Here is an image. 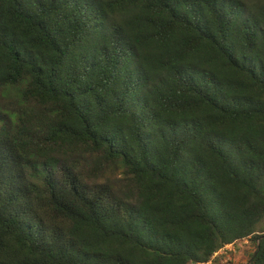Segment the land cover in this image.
Listing matches in <instances>:
<instances>
[{
    "label": "trees",
    "instance_id": "obj_1",
    "mask_svg": "<svg viewBox=\"0 0 264 264\" xmlns=\"http://www.w3.org/2000/svg\"><path fill=\"white\" fill-rule=\"evenodd\" d=\"M0 264H264V0H0Z\"/></svg>",
    "mask_w": 264,
    "mask_h": 264
},
{
    "label": "rangeland",
    "instance_id": "obj_2",
    "mask_svg": "<svg viewBox=\"0 0 264 264\" xmlns=\"http://www.w3.org/2000/svg\"><path fill=\"white\" fill-rule=\"evenodd\" d=\"M0 101L3 102L2 99H0ZM257 234L264 235V223L262 227L258 229ZM254 250L255 246L252 242L248 240L238 242L235 246V253L231 254V259L228 261V264H248Z\"/></svg>",
    "mask_w": 264,
    "mask_h": 264
},
{
    "label": "built area",
    "instance_id": "obj_3",
    "mask_svg": "<svg viewBox=\"0 0 264 264\" xmlns=\"http://www.w3.org/2000/svg\"><path fill=\"white\" fill-rule=\"evenodd\" d=\"M237 243L238 242L223 246L213 254L210 260L199 264H228V261L231 259V254L235 253V246Z\"/></svg>",
    "mask_w": 264,
    "mask_h": 264
}]
</instances>
